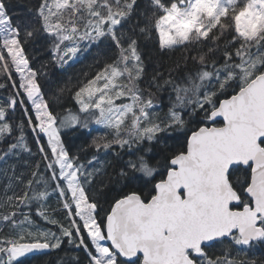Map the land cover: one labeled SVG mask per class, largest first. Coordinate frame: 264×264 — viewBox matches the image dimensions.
Segmentation results:
<instances>
[{"label": "snow or ice", "instance_id": "obj_1", "mask_svg": "<svg viewBox=\"0 0 264 264\" xmlns=\"http://www.w3.org/2000/svg\"><path fill=\"white\" fill-rule=\"evenodd\" d=\"M0 264H264V0H0Z\"/></svg>", "mask_w": 264, "mask_h": 264}, {"label": "trees", "instance_id": "obj_2", "mask_svg": "<svg viewBox=\"0 0 264 264\" xmlns=\"http://www.w3.org/2000/svg\"><path fill=\"white\" fill-rule=\"evenodd\" d=\"M177 55H178V54H177ZM81 69H83V70H87L86 64L77 65L76 68L73 69V71L75 72V71H79V70H81ZM53 203H55V202L53 201Z\"/></svg>", "mask_w": 264, "mask_h": 264}]
</instances>
